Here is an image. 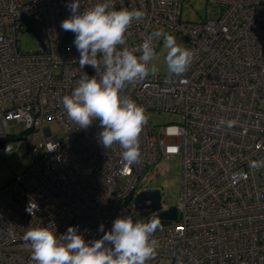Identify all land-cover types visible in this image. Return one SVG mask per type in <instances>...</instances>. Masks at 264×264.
<instances>
[{"label": "built area", "instance_id": "built-area-1", "mask_svg": "<svg viewBox=\"0 0 264 264\" xmlns=\"http://www.w3.org/2000/svg\"><path fill=\"white\" fill-rule=\"evenodd\" d=\"M71 2L0 0V141L13 138L4 133L13 123L34 137L30 166L0 189V264H33L23 241L32 227L59 236L78 226L87 242L102 238L115 219L131 216L143 169L172 157L180 158L182 169L177 216L160 221L152 237L156 256L147 264H264V168L249 166L264 159V0H208L224 11L198 23L181 21L188 0H107L117 10L144 12L121 48L139 56L143 40L163 29L184 35L194 53L186 73L171 82L149 75L123 90L147 116L181 119L162 133L148 118L140 158L131 163L118 144L102 146L98 120L81 129L63 109L62 97L82 75L75 34L61 28ZM101 2L80 0V12ZM35 26L40 50L21 52L19 35L33 34ZM82 71L96 75L91 66ZM221 119L237 123L217 127ZM48 122L59 125L61 138L44 126ZM49 143L58 148L48 151ZM12 151L0 145V167ZM120 179L124 184L116 190ZM32 204L38 206L34 215L27 211Z\"/></svg>", "mask_w": 264, "mask_h": 264}, {"label": "clouds", "instance_id": "clouds-1", "mask_svg": "<svg viewBox=\"0 0 264 264\" xmlns=\"http://www.w3.org/2000/svg\"><path fill=\"white\" fill-rule=\"evenodd\" d=\"M80 0L68 4L71 16L61 22L64 31L75 34L74 45L80 53L82 72L71 94L61 99L68 118L81 129H88L99 121L102 131L99 140L105 149L118 144L127 162L140 158L139 137L148 121L146 109L138 105L123 90L130 84L144 81L149 74L156 76L160 59L156 44L163 41L165 79L169 82L180 77L190 67L194 53L180 46L174 35L157 29L139 45L140 55L127 47L126 34L134 21L144 18L140 10L115 9L110 3H97L80 12ZM70 50V49H69ZM85 66L94 68L96 75L83 72ZM235 119H221L217 127L232 128ZM58 148L49 143L48 151ZM6 151H9L6 149ZM252 169L264 168V159L253 160ZM38 206L32 204L27 211L34 215ZM161 228L160 220L150 217L146 222L134 221L131 216L114 220L110 231L100 239L87 242L78 226L57 236L49 227H32L23 235L24 246L31 251L33 264H147L156 256V240L152 237Z\"/></svg>", "mask_w": 264, "mask_h": 264}, {"label": "rangeland", "instance_id": "rangeland-1", "mask_svg": "<svg viewBox=\"0 0 264 264\" xmlns=\"http://www.w3.org/2000/svg\"><path fill=\"white\" fill-rule=\"evenodd\" d=\"M224 11L223 7L217 4L208 2V0H188L185 6L181 10V21L198 23L205 21L206 17L210 19H218L221 13ZM175 36L177 43L184 47H188V41L186 37L181 33L168 32ZM19 45L17 46L21 52L33 53L40 50L38 38L31 32H25L18 37ZM156 51L160 59L155 61L159 68V72L156 76H166V68L164 65V53L163 41H159L156 44ZM151 75V74H149ZM148 118L150 122L161 127L162 133L165 132V125L177 124L181 121L179 115L163 113V112H149ZM44 126H49L53 136L61 138L62 131L56 122L45 123ZM22 126L17 123L10 124L4 133L7 136L13 137V139L23 138L22 141L15 143H8L12 147V152L9 155L4 156L3 167H0V189L13 180L16 176L24 172L31 164V159L27 156L28 151L31 148V142H33V134L23 135ZM179 157H172L168 161L159 162L158 166H147L143 169L139 175L140 178L136 185V194L143 191H158L161 196L162 205L169 207H178L180 203V193L182 189V169L180 165ZM124 179H120L114 189H119L123 186ZM132 199V200H133ZM134 201V200H133ZM130 213L132 218L136 220L145 221L150 217L149 210H138L132 207L130 203ZM178 217L180 218V211H178Z\"/></svg>", "mask_w": 264, "mask_h": 264}, {"label": "water", "instance_id": "water-1", "mask_svg": "<svg viewBox=\"0 0 264 264\" xmlns=\"http://www.w3.org/2000/svg\"><path fill=\"white\" fill-rule=\"evenodd\" d=\"M33 24H36V21H32ZM38 27H34V33L35 36H37ZM42 46V45H41ZM44 48V46H42ZM22 141L21 138L13 139L8 138L3 141H0V145L5 143H15ZM161 196L158 191H143L139 194L137 193L134 200V207L138 210H149L153 214L151 217L158 218L160 221H175L177 216V211L175 207H171L169 210H165L161 212Z\"/></svg>", "mask_w": 264, "mask_h": 264}]
</instances>
